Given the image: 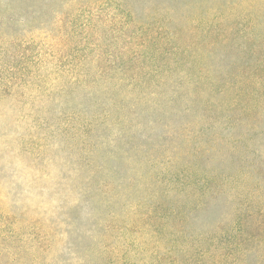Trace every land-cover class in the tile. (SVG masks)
Returning <instances> with one entry per match:
<instances>
[{"label":"rangeland","instance_id":"obj_1","mask_svg":"<svg viewBox=\"0 0 264 264\" xmlns=\"http://www.w3.org/2000/svg\"><path fill=\"white\" fill-rule=\"evenodd\" d=\"M186 167L264 200V0H0V264H150L126 225Z\"/></svg>","mask_w":264,"mask_h":264},{"label":"trees","instance_id":"obj_2","mask_svg":"<svg viewBox=\"0 0 264 264\" xmlns=\"http://www.w3.org/2000/svg\"><path fill=\"white\" fill-rule=\"evenodd\" d=\"M227 179L233 180V175H228ZM224 183L225 180L220 182L212 176L198 177L187 167L176 170L163 185L165 197L156 201L155 207L133 214L134 220L126 228L134 234L133 240L143 244L146 250H156L149 252L150 264L153 261L156 264H205L212 256L210 236L205 231L194 233L192 224L198 222L197 217L222 215L231 210L233 220L229 230L224 238L211 241L214 247L222 248L224 241L244 244L241 236L249 228L260 231L258 235L264 233V200L238 198L235 204L228 203L224 195L226 189H222ZM185 195L189 201L181 202ZM113 224L114 220L106 227L108 236Z\"/></svg>","mask_w":264,"mask_h":264}]
</instances>
